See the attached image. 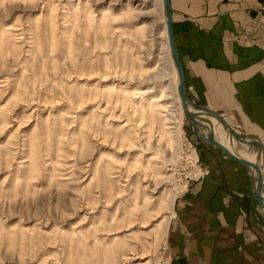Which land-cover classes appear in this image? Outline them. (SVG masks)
I'll list each match as a JSON object with an SVG mask.
<instances>
[{"label": "rangeland", "instance_id": "374dc122", "mask_svg": "<svg viewBox=\"0 0 264 264\" xmlns=\"http://www.w3.org/2000/svg\"><path fill=\"white\" fill-rule=\"evenodd\" d=\"M166 28L163 0H0V264H170L202 171Z\"/></svg>", "mask_w": 264, "mask_h": 264}, {"label": "crops", "instance_id": "0c3cea01", "mask_svg": "<svg viewBox=\"0 0 264 264\" xmlns=\"http://www.w3.org/2000/svg\"><path fill=\"white\" fill-rule=\"evenodd\" d=\"M171 2L187 94L264 144V0ZM210 120L223 132L219 121ZM225 131L221 142L229 138ZM191 138L202 173L176 199L167 236L170 264H264V209L255 195V171Z\"/></svg>", "mask_w": 264, "mask_h": 264}, {"label": "water", "instance_id": "95a60500", "mask_svg": "<svg viewBox=\"0 0 264 264\" xmlns=\"http://www.w3.org/2000/svg\"><path fill=\"white\" fill-rule=\"evenodd\" d=\"M164 4V12L167 19V30L169 34V42L171 46V54L172 58L174 60L178 75H179V85H178V93L181 97L182 106L184 108L185 114L188 116V118L192 121L194 131L196 134H198V137L201 140H205L209 143L214 144L218 148H220L222 151H224L227 156L237 162H240L244 164L245 166H248L249 168L255 170L256 176L255 179L253 178L255 182V195L256 198L261 205V207L264 209V170L261 168V165L256 162H252L246 158L241 157L238 154L233 153L228 147H226L224 144L219 142L212 130L213 123L210 119H204L205 122L201 121V116H210L216 118L219 122H221L224 127L228 130L229 135L231 137H234L238 142L246 145V146H255L260 151L264 153V144L257 140V139H251L247 138L244 135L240 134L232 125H230L226 118H224L220 113L217 111L204 107L200 104H197L196 102L192 101L188 94L186 89V77H185V68L183 65V62L181 60V57L178 53L176 39H175V30H174V8L172 5L171 0H163ZM201 126L205 128L206 130V136H201L199 134L198 127Z\"/></svg>", "mask_w": 264, "mask_h": 264}, {"label": "bare ground", "instance_id": "6f19581e", "mask_svg": "<svg viewBox=\"0 0 264 264\" xmlns=\"http://www.w3.org/2000/svg\"><path fill=\"white\" fill-rule=\"evenodd\" d=\"M164 5V4H163ZM166 21H167V19H166ZM166 25H167V22H166ZM166 30H167V28H166ZM167 33H168V30H167ZM168 37H169V34H168ZM170 43V42H169ZM170 49H171V46H170ZM171 56H172V54H171ZM173 59V58H172ZM172 62H174V60L172 61ZM173 64H175V63H173ZM176 67V66H175ZM178 77H179V75H178V72H177V76H175V78H176V80L178 79ZM177 82V85H179V83H178V80L176 81ZM180 99H181V97H180ZM181 104H182V102H181ZM182 108H183V106H182ZM183 110H184V108H183ZM212 118H214V117H212ZM216 121H217V119L216 118H214ZM220 124H222L221 122H219ZM220 124H218V126H219V128H221L222 127V131L223 132H221L220 130H218L217 128H215V127H213L212 128V130H213V132H214V135H215V137H216V139L219 141V142H221L220 141V139H219V134L221 135V137H223V133H224V131L226 130V131H228L225 127H224V125L222 124V125H220ZM225 131V132H226ZM230 139H233V140H235L236 141V143L233 141V142H231V140ZM227 141H228V143H227ZM222 144H224L226 147H228L233 153H235V154H237L236 153V151L233 149V147H232V143H234V144H236L237 145V140L234 138V137H231L230 135H229V138H228V134H226L225 135V139H224V141H222L221 142ZM229 145V146H228ZM244 145V144H243ZM244 149H246L247 151H248V153H249V155H250V157H251V159H252V162H254L255 160V162L256 163H258V161H257V158H258V153H257V151H253V154L251 155L250 153L252 152V150H249L247 147H243ZM262 168V167H261ZM263 169V168H262ZM255 171V170H254ZM255 174H256V172H255ZM263 193H264V191H263Z\"/></svg>", "mask_w": 264, "mask_h": 264}, {"label": "built area", "instance_id": "2783aa9c", "mask_svg": "<svg viewBox=\"0 0 264 264\" xmlns=\"http://www.w3.org/2000/svg\"><path fill=\"white\" fill-rule=\"evenodd\" d=\"M195 179V178H194Z\"/></svg>", "mask_w": 264, "mask_h": 264}]
</instances>
